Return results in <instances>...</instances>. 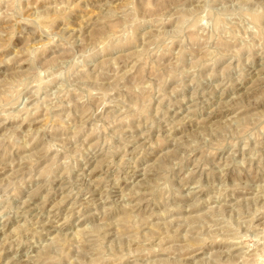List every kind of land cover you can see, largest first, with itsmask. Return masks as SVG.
<instances>
[{
    "label": "rangeland",
    "instance_id": "374dc122",
    "mask_svg": "<svg viewBox=\"0 0 264 264\" xmlns=\"http://www.w3.org/2000/svg\"><path fill=\"white\" fill-rule=\"evenodd\" d=\"M0 264H264V0H0Z\"/></svg>",
    "mask_w": 264,
    "mask_h": 264
}]
</instances>
